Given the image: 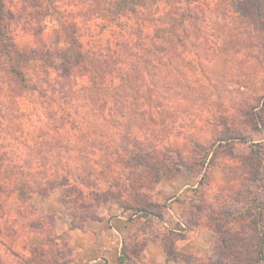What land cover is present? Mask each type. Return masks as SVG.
<instances>
[{"label":"rangeland","instance_id":"obj_1","mask_svg":"<svg viewBox=\"0 0 264 264\" xmlns=\"http://www.w3.org/2000/svg\"><path fill=\"white\" fill-rule=\"evenodd\" d=\"M5 2V24L28 55L29 82L37 75L35 69L42 72L54 63L72 62L73 40L87 45L118 37L116 25L96 13L97 0ZM228 2L200 0L197 4L204 16V59L185 54L197 68L183 74L178 68L173 78L186 79L201 96L185 88L178 99V89H172L171 96L160 90L161 99L171 100L161 101L169 108L166 121L157 115L151 119L146 110L130 113L131 98L124 96L119 99L124 103L120 112L118 102L106 106L110 110L103 114L109 115L87 111L76 98L69 104L57 98L52 105L59 108L53 119L48 118L47 99L28 89L22 93L18 102L25 114L0 124V264H69L73 258L70 230L104 215L111 204L163 215L170 207L185 216L192 232L181 244L191 243L192 252L179 250L183 248L175 232L158 229L166 254L171 243L174 252L190 256V261L174 260L178 264L213 260L220 248V230L242 232L256 244L257 227L264 233V106L253 109L261 113L263 125L255 126L244 113L264 95V55L257 43L247 47L251 36H229L231 28L245 22L236 21ZM201 70L204 76L198 74ZM225 116L230 117L231 128L241 131L243 140L214 141L225 130ZM15 125L19 131H4ZM162 144L181 149L188 156L187 165L164 169L151 181L153 166L144 170L123 165L143 149ZM72 190L78 191L87 208L81 201H72ZM103 192H115L117 199L92 201V194ZM143 245L141 237L130 245L136 255L131 258L133 264H145L137 256Z\"/></svg>","mask_w":264,"mask_h":264},{"label":"trees","instance_id":"obj_2","mask_svg":"<svg viewBox=\"0 0 264 264\" xmlns=\"http://www.w3.org/2000/svg\"><path fill=\"white\" fill-rule=\"evenodd\" d=\"M228 1L233 8L232 12L236 21L245 22L231 28L229 36H237L241 33L251 36L253 41H248L247 47L252 48L257 43L258 49L264 55V0ZM97 2H100V6L96 13L104 19L108 18L107 20L116 25L118 37L98 39L87 45L78 38V40H73L74 58L72 62L60 61L52 64V67L46 66L42 72L35 69L37 75L32 82H29L25 70L28 67L27 61L29 63L26 49L17 45L6 26L4 20L6 2L0 0V124L7 122L11 117L12 119L18 118L25 114V111L20 109L18 100L27 89L47 99L48 118L53 119L59 108V106L56 108L52 105L57 98L61 99L64 104H69L68 100L76 98V102H80V105L87 111L109 115L108 113L103 114L106 109L110 110L106 108L107 105L112 101L118 102L120 105H116V110L120 112L124 103L119 99L122 96L130 97L131 102L128 106L130 113L146 110L151 119L157 115L158 120L166 121L170 112L168 105L161 101L165 99L167 103L171 100L168 97L161 99L158 96L160 90L170 95L172 89H178L180 91L177 92V95H180L177 96L178 99H182L181 92L185 88L194 93L197 91V94L201 96L198 89L195 90L194 86L186 82V79L173 78L174 73H178V68L182 70L179 74L197 68L193 62L195 60L186 59L185 54L191 52L193 58L204 59V25L201 24L204 16L200 15L197 6V4L200 5V0H97ZM218 34L215 33V36L218 37ZM259 35L262 36L261 40L255 39ZM223 49L227 51V48ZM178 59L181 61L179 64L176 63ZM198 74L204 76L203 70ZM81 80L83 84H80ZM117 80L118 84H116ZM195 84L201 86L198 79H195ZM119 91H122V94ZM256 100L255 105L251 106L252 110H246L244 113L246 119L255 126L263 125L261 113L258 115L256 111L253 112V109L257 105L264 106V95L257 97ZM42 102L45 101L42 100ZM50 106L52 109L49 108ZM144 107L146 109H143ZM62 111L68 117V111L65 109ZM229 118L225 116L223 123L225 130L217 135L214 141L229 142L244 139L240 130L231 128ZM14 130L19 131L16 125L4 131L13 133ZM44 133L46 135L48 132L44 131ZM44 143L45 141H41V144ZM149 148L151 149L146 148L143 149L144 152L137 153L139 155H132L131 160L123 165L126 168L137 165L144 170L153 166L150 169L153 174L150 175V181L155 177L158 179L162 170L178 169L187 165L189 160L181 149L171 144ZM133 183L128 185L130 190L134 188ZM21 190L23 193L24 188ZM71 192L74 194L73 202L81 201L77 196L80 195L77 194L78 191L72 190ZM92 195V201L95 202L99 199L106 201L117 199L118 194L115 192L104 194L103 192ZM134 199L143 202V199H136V197ZM83 201H81L83 207H86V202ZM139 211L144 215L154 214L163 217L160 212L145 209ZM184 218L187 223L188 220L185 216ZM256 221L255 219L254 222ZM257 224L256 222L255 226ZM257 229L255 245L251 243L252 238L247 239L242 232L232 233L230 230H220V248L217 255L213 260H208L204 264L262 263L264 261V233L259 227ZM36 251L38 250L34 247V252ZM167 257L170 260L181 258L190 261L189 255L174 252L171 243L167 247ZM129 260L130 258L127 259L124 256L119 257L121 264H131ZM27 264L48 263L30 261Z\"/></svg>","mask_w":264,"mask_h":264},{"label":"crops","instance_id":"obj_3","mask_svg":"<svg viewBox=\"0 0 264 264\" xmlns=\"http://www.w3.org/2000/svg\"><path fill=\"white\" fill-rule=\"evenodd\" d=\"M166 210L163 217H160L134 212L117 204L109 205L104 215L90 218L79 227L70 230L69 240L73 248V258L69 264H121L120 256L130 258L129 261L133 264L131 258L136 255L129 249L139 237L144 240V245L137 256L141 257L145 264H178L168 259L166 250L159 240L158 229L165 227L178 233V245L183 250L178 249L184 253L193 251L191 243L181 244L183 240L188 241V235L192 231L182 214H176L170 207H166ZM147 217L151 220H147ZM170 222H174L175 226L170 227L168 224Z\"/></svg>","mask_w":264,"mask_h":264}]
</instances>
